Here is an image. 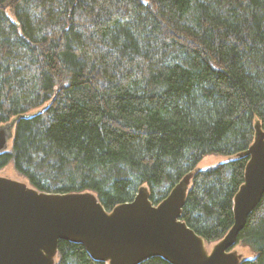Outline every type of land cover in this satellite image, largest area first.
I'll list each match as a JSON object with an SVG mask.
<instances>
[{
  "label": "trees",
  "instance_id": "1",
  "mask_svg": "<svg viewBox=\"0 0 264 264\" xmlns=\"http://www.w3.org/2000/svg\"><path fill=\"white\" fill-rule=\"evenodd\" d=\"M14 119L0 170L107 212L190 176L181 220L217 242L264 129V0H0V126ZM209 155L235 158L194 172ZM236 244L264 264V194ZM56 264L108 263L59 241Z\"/></svg>",
  "mask_w": 264,
  "mask_h": 264
},
{
  "label": "water",
  "instance_id": "2",
  "mask_svg": "<svg viewBox=\"0 0 264 264\" xmlns=\"http://www.w3.org/2000/svg\"><path fill=\"white\" fill-rule=\"evenodd\" d=\"M9 138V128L0 127V153ZM246 155L233 226L210 253L181 220L183 183L157 205L141 187L131 201L107 212L93 193H44L0 177V264H56L59 241L80 243L94 260L108 264H142L155 256L170 264H240L231 250L264 194V129L258 124Z\"/></svg>",
  "mask_w": 264,
  "mask_h": 264
},
{
  "label": "rangeland",
  "instance_id": "3",
  "mask_svg": "<svg viewBox=\"0 0 264 264\" xmlns=\"http://www.w3.org/2000/svg\"><path fill=\"white\" fill-rule=\"evenodd\" d=\"M33 114H34L33 112L30 113V115H33ZM14 123H15V119L8 122L7 124L0 126V127H2V126L8 127L9 128V134H10V138L7 140L6 146L2 152H7L11 149L12 138H13V133H14L13 132ZM233 158H235V157L234 156L225 157V156H220V155L206 156L203 158V160H201L197 164V166L194 169V172L206 170V169H208L210 167H214L218 164L228 162L229 160H232ZM194 172H192L190 175L192 176ZM0 177L6 178L9 180H13V181H17V182H20L22 184H26L27 186H29L28 182L15 172L12 163L8 164L6 167H4L3 169L0 170ZM183 184L186 185L187 190L190 188V186H191L190 176L188 179L185 180V182H183ZM142 187L148 191V189L145 186H142ZM216 243L217 242L208 243V244L206 243L207 253H210L213 250ZM231 252L233 254H235V256L238 258L239 263H241L242 261L251 259L252 256L254 255L253 252L249 250V248L244 247L241 244H235V246L232 248ZM54 261L56 263L57 254L54 256Z\"/></svg>",
  "mask_w": 264,
  "mask_h": 264
},
{
  "label": "flooded vegetation",
  "instance_id": "4",
  "mask_svg": "<svg viewBox=\"0 0 264 264\" xmlns=\"http://www.w3.org/2000/svg\"><path fill=\"white\" fill-rule=\"evenodd\" d=\"M144 263V262H143Z\"/></svg>",
  "mask_w": 264,
  "mask_h": 264
}]
</instances>
